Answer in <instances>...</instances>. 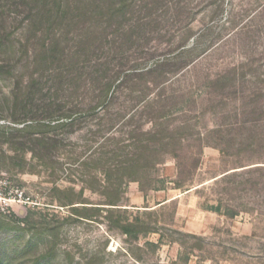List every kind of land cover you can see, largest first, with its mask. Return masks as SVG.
I'll use <instances>...</instances> for the list:
<instances>
[{
  "label": "rangeland",
  "instance_id": "rangeland-1",
  "mask_svg": "<svg viewBox=\"0 0 264 264\" xmlns=\"http://www.w3.org/2000/svg\"><path fill=\"white\" fill-rule=\"evenodd\" d=\"M0 262L264 264V0H0Z\"/></svg>",
  "mask_w": 264,
  "mask_h": 264
},
{
  "label": "trees",
  "instance_id": "trees-1",
  "mask_svg": "<svg viewBox=\"0 0 264 264\" xmlns=\"http://www.w3.org/2000/svg\"><path fill=\"white\" fill-rule=\"evenodd\" d=\"M67 7H68V6H67ZM67 7H66V8H67ZM113 9H114V8H113ZM113 9H110V12H111ZM114 11L122 12V8H121V7H119V8H115ZM96 106H97V105H96ZM96 106H95V107H96ZM63 117L68 118V117H70V116L67 115V114H65ZM229 173H230V172L224 173L223 175H221L220 177H218V178H216V179H223V178H224L225 176H227ZM129 225H131V224H129ZM122 228H123V230H124V233L129 234L130 230H129L126 226H122ZM126 228H127V229H126ZM0 264H2V263L0 262Z\"/></svg>",
  "mask_w": 264,
  "mask_h": 264
},
{
  "label": "crops",
  "instance_id": "crops-1",
  "mask_svg": "<svg viewBox=\"0 0 264 264\" xmlns=\"http://www.w3.org/2000/svg\"><path fill=\"white\" fill-rule=\"evenodd\" d=\"M164 202H166V200H164V201L160 202L159 204L161 205V204H163ZM159 204H158V205H159Z\"/></svg>",
  "mask_w": 264,
  "mask_h": 264
}]
</instances>
